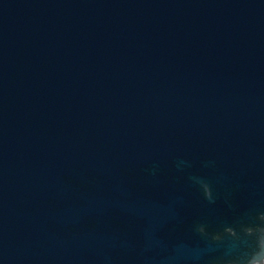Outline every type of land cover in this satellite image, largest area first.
<instances>
[{
    "label": "water",
    "instance_id": "obj_1",
    "mask_svg": "<svg viewBox=\"0 0 264 264\" xmlns=\"http://www.w3.org/2000/svg\"><path fill=\"white\" fill-rule=\"evenodd\" d=\"M262 216L264 0H0V264H222Z\"/></svg>",
    "mask_w": 264,
    "mask_h": 264
}]
</instances>
